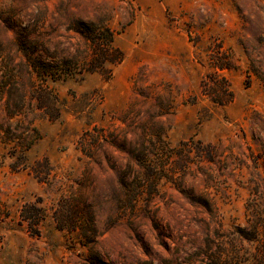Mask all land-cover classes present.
Instances as JSON below:
<instances>
[{
    "label": "rangeland",
    "instance_id": "obj_1",
    "mask_svg": "<svg viewBox=\"0 0 264 264\" xmlns=\"http://www.w3.org/2000/svg\"><path fill=\"white\" fill-rule=\"evenodd\" d=\"M0 264H264V0H0Z\"/></svg>",
    "mask_w": 264,
    "mask_h": 264
},
{
    "label": "trees",
    "instance_id": "obj_2",
    "mask_svg": "<svg viewBox=\"0 0 264 264\" xmlns=\"http://www.w3.org/2000/svg\"><path fill=\"white\" fill-rule=\"evenodd\" d=\"M103 33H104V35L107 36L108 46H110L112 49V46L114 44V33H113V31H111L110 29L104 28ZM115 51L119 55L115 61L116 62L122 61L123 56H122L121 52L119 50H115ZM58 69H59V67H54V66L42 64V73L44 75H46V77H54V75H56V73L54 74V72ZM143 182L144 183H142L141 185H136V186H130L127 184H123V188H124L125 195H126V197H125L126 201H128L129 204L133 208L139 202L140 198L143 197L149 189V185L146 184L147 183L146 180H143ZM150 189H151V191L149 192L150 196L157 193V191H158L157 190L158 189L157 184H151Z\"/></svg>",
    "mask_w": 264,
    "mask_h": 264
}]
</instances>
